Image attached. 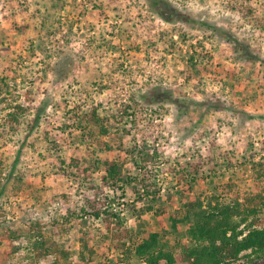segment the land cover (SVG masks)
Listing matches in <instances>:
<instances>
[{
  "label": "rangeland",
  "instance_id": "rangeland-1",
  "mask_svg": "<svg viewBox=\"0 0 264 264\" xmlns=\"http://www.w3.org/2000/svg\"><path fill=\"white\" fill-rule=\"evenodd\" d=\"M104 160L120 166L115 187ZM258 194L264 0H0V264H66L59 250L146 264L124 259L92 204L121 216L125 246L157 232L182 254L191 240L171 218L185 202L255 204L241 238L264 228ZM221 264H264V249Z\"/></svg>",
  "mask_w": 264,
  "mask_h": 264
},
{
  "label": "trees",
  "instance_id": "trees-1",
  "mask_svg": "<svg viewBox=\"0 0 264 264\" xmlns=\"http://www.w3.org/2000/svg\"><path fill=\"white\" fill-rule=\"evenodd\" d=\"M100 112L96 107H92L89 112L84 115V120L91 126L99 124L102 118L99 116ZM102 133L106 130L102 129ZM99 161V160H97ZM105 169V174L102 176V181L113 187L117 186L119 182L123 181L120 166L113 160L102 161ZM147 182L141 179V188L146 193L149 191ZM157 194V191H153ZM261 201L264 197L257 195ZM155 199L153 196L152 200ZM93 216L98 218L103 216L106 228L112 233L114 237H118L117 247H124L125 260L130 259L132 254L145 260L146 264H221L225 259L235 258L241 251L248 248L264 249V228H255L249 230L241 238L238 237L240 231L237 227L240 222L244 221L249 215L257 211L254 205L245 207L239 210L240 204L236 201L233 205H222L219 208L215 207L216 212L205 214L203 210H197L194 202H185L184 214L180 215L178 219H172V227L175 231L178 225L185 227L184 232L190 237L191 243L184 244L180 241L182 254H176L174 248L163 250L162 246L167 244L160 241V236L157 232H147L140 241L133 244V246H125V238L127 230L122 228V220L119 214H114L105 209L101 210L94 204ZM158 213H163L164 209ZM234 215H241L239 221L233 220ZM178 221V225H176ZM122 230L123 233L118 231ZM230 233V234H229ZM177 245V246H178ZM64 262L71 264L67 260L65 252L59 250ZM79 258L82 261L92 262L94 258V249L88 245L87 241L81 242V249L79 251ZM57 264V263H54Z\"/></svg>",
  "mask_w": 264,
  "mask_h": 264
}]
</instances>
